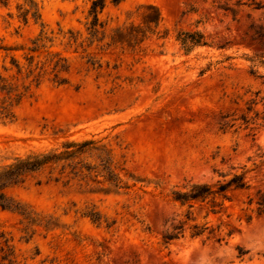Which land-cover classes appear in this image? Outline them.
Wrapping results in <instances>:
<instances>
[{"label":"rangeland","instance_id":"rangeland-1","mask_svg":"<svg viewBox=\"0 0 264 264\" xmlns=\"http://www.w3.org/2000/svg\"><path fill=\"white\" fill-rule=\"evenodd\" d=\"M1 1L0 48L32 47L43 30L47 51L70 68L67 84L44 81L12 123H0V159L87 140L109 155L92 150L74 170L46 167L10 188L48 229L25 233L19 215L0 210V264H264V214L248 205L264 189V123L250 131L241 120L263 112L250 102L264 99V0L108 2L99 16L107 34L140 24L138 7L151 4L163 38L147 34L135 51L104 40L85 52L87 0H34L40 20L26 23L22 0ZM70 33L83 48L66 44ZM194 33L205 44L185 51L178 37ZM11 56L25 63L22 51L0 50V73ZM104 157L128 189L108 184ZM242 172L249 188L229 189L226 200L209 196L191 208L172 200L174 190L215 189ZM179 222L183 233L165 243L162 235L177 233L170 225ZM194 225L208 230L192 237Z\"/></svg>","mask_w":264,"mask_h":264},{"label":"trees","instance_id":"trees-1","mask_svg":"<svg viewBox=\"0 0 264 264\" xmlns=\"http://www.w3.org/2000/svg\"><path fill=\"white\" fill-rule=\"evenodd\" d=\"M78 1V0H71ZM89 3L87 13L85 16L86 22L84 23L85 30L88 34L86 41L89 42L87 47L83 49L85 52L92 43H102L104 40H108L105 44L107 47H127L131 51H135L139 44L146 39V35H157L159 38V32L156 29L160 22V12L154 5L147 4L138 7V17L140 18V24H130L128 27H118L111 30L108 34L105 32L104 24L100 21V14L103 12L108 2L114 6L119 5L124 0H87ZM254 2V0H252ZM21 6L18 7V17L27 22L28 17L33 21L38 22L40 20V12L37 3L34 0H22ZM241 0H238L236 5H243ZM8 1L3 0L1 4L7 6ZM253 4L256 5L254 2ZM71 36L67 39V45H76L78 47L83 46V42H78V35ZM188 33H184L187 36ZM163 36H165L163 34ZM202 35L199 33L192 34L191 38L178 37L182 48L185 51H189L192 46H200L205 43L202 41ZM50 42L46 33L41 30L37 38L31 41L32 47H8L0 48L5 52H23V60L25 63H21L17 58L11 56L9 66H3V74L0 73V123H12L15 120V111L20 104L27 98L32 96V92L37 89L44 81H50L57 86L67 84V78L64 75L68 74L70 65L68 60L62 57L59 53H51L46 49V42ZM83 48V47H82ZM45 55L40 59L41 54ZM252 105L257 106L261 104L263 112L261 114L256 113L254 118H248L247 116L241 117L245 128L250 125H257V120H262L264 123V99H253L250 102ZM251 109H248V112ZM258 117V118H256ZM250 131H254L255 127H249ZM97 141L87 140L80 143L67 142L62 145V151L51 150L43 153H31L25 157H15L7 162L6 159H0V210L10 211L19 215L24 223L25 233L28 232L31 227L42 226L44 229H48L43 224V219L40 215L36 214L29 206L17 201L15 198L7 194V191L13 187H19L26 183L31 174L39 172L46 167H49L51 171L59 169V174H63L65 169L70 168L74 170L76 167L75 159L79 156L92 151L102 150L105 156L108 157L109 153L104 146L96 147ZM264 153L259 156L262 158ZM103 159L104 166L108 179V184L118 189H128L117 174L110 169L109 159ZM246 172L241 174H234L228 180L217 181L215 189L207 184H192L186 191L174 190L172 200L178 203L181 207L188 205L192 207V203L199 199L204 200L209 196H220L222 200H226V192L229 189H245L249 188L247 181H245ZM221 176V175H219ZM227 175H222L225 178ZM248 205L255 206V212L257 215L264 214V189L259 190L255 194V201L250 199ZM97 214L93 215L92 219L97 220ZM187 220H189L190 214H187ZM171 230L177 231V233H164L162 239L165 243L173 239H177L183 233V225L179 222L176 225L171 223ZM208 230L205 226L194 225L192 227V237H198L205 234ZM208 232V234H210ZM222 239L217 238L216 241L220 242ZM240 252V255H243ZM4 257V260H8ZM12 263V261H9Z\"/></svg>","mask_w":264,"mask_h":264}]
</instances>
